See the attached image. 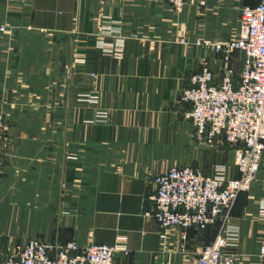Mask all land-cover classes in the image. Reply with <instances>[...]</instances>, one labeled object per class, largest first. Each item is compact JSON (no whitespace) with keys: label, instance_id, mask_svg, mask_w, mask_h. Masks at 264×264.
I'll return each mask as SVG.
<instances>
[{"label":"crops","instance_id":"obj_1","mask_svg":"<svg viewBox=\"0 0 264 264\" xmlns=\"http://www.w3.org/2000/svg\"><path fill=\"white\" fill-rule=\"evenodd\" d=\"M256 2L187 0L176 13L167 0H0V261L29 239H125L129 253L116 251L114 264H191L219 223L184 241L177 228L162 231L151 215L154 178L185 166L210 175L218 165L237 176L231 146L196 142L178 98L203 59L220 81L221 57L195 41L236 37L241 9ZM104 17L126 37L122 58L95 45ZM241 61L235 51L236 72ZM263 203L264 152L232 209L234 264H264Z\"/></svg>","mask_w":264,"mask_h":264},{"label":"built area","instance_id":"obj_2","mask_svg":"<svg viewBox=\"0 0 264 264\" xmlns=\"http://www.w3.org/2000/svg\"><path fill=\"white\" fill-rule=\"evenodd\" d=\"M167 1L179 13L187 0ZM206 2L196 0L200 7ZM94 36L95 45L104 55L123 57L126 37L118 22L104 17ZM184 38L182 32L181 41ZM195 44L207 46L221 57L220 81L213 82L215 73L203 59L178 99L189 105L185 117L192 124L196 142L214 146L222 140L231 146L237 176L227 177L222 165L210 175L189 166L171 167L154 178L151 215L162 231L177 228L183 241L187 231L219 223L214 240L201 248L191 264H234L232 249L238 243L239 230L231 224L232 209L238 195L249 191L256 180L264 152V0L241 9L236 37L196 40ZM235 51L242 55L238 72L230 64ZM90 98L96 101V93L92 92ZM96 120L104 121L105 114L97 113ZM3 146L4 122L0 115V155ZM262 212L264 215V203ZM118 250L129 253L125 239L112 245L90 243L84 247L72 241L53 246L29 239L0 264H114ZM259 252L264 255V246Z\"/></svg>","mask_w":264,"mask_h":264},{"label":"rangeland","instance_id":"obj_3","mask_svg":"<svg viewBox=\"0 0 264 264\" xmlns=\"http://www.w3.org/2000/svg\"><path fill=\"white\" fill-rule=\"evenodd\" d=\"M4 30V27L3 26H0V31H3ZM94 34H95V32L92 34V37H95L94 36ZM16 250V249H15ZM14 253V252H13ZM12 254V253H11ZM11 254H9V255H11ZM8 256V255H7Z\"/></svg>","mask_w":264,"mask_h":264}]
</instances>
